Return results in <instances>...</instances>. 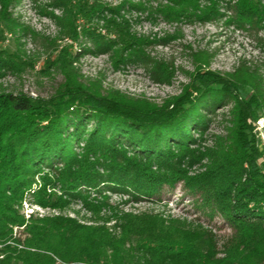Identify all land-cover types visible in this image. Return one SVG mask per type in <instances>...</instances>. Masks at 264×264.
I'll return each mask as SVG.
<instances>
[{"label": "trees", "instance_id": "1", "mask_svg": "<svg viewBox=\"0 0 264 264\" xmlns=\"http://www.w3.org/2000/svg\"><path fill=\"white\" fill-rule=\"evenodd\" d=\"M46 1L40 9L57 33L44 38L50 49L44 69L63 79L47 98L0 90V264H264V143L255 131L264 121V83L258 69L211 70L210 54L197 50L181 92L155 104L105 89L79 68L86 55H107L114 69L137 65L153 82L169 84L173 62L148 48L180 33L138 34L125 12L169 24L225 17L238 28H264V0H225L224 12L220 0H157L154 6ZM18 3L0 0V36L36 35L13 16ZM17 59L0 50V77L18 70ZM229 104L225 135L203 145L210 116ZM179 182L207 216L218 214L230 227L221 249L199 223L109 202L108 192L137 201ZM26 201L56 214L26 217ZM74 204L89 217L67 215Z\"/></svg>", "mask_w": 264, "mask_h": 264}, {"label": "rangeland", "instance_id": "2", "mask_svg": "<svg viewBox=\"0 0 264 264\" xmlns=\"http://www.w3.org/2000/svg\"><path fill=\"white\" fill-rule=\"evenodd\" d=\"M102 1L115 5L121 0ZM156 1L143 0L144 3L148 2L153 6ZM220 1V11L224 12L225 0ZM46 3V0H19V3L12 8L13 16L36 35L28 33L17 36L3 31L0 36V50L18 54L17 62L20 65L18 70H9L0 77V90L14 93L21 91L31 96L47 98L54 93L62 81L60 73L51 69L50 74H47L44 69V62L50 56L49 45L44 38L53 37L57 33L55 23L43 15L40 9L41 6L45 8ZM126 8L124 11L127 10ZM125 15L131 20L132 29L138 34L158 38L167 33L172 34L176 31L180 33L176 40L148 48L151 56L173 62L176 71L171 83H155L142 67L133 64L120 67L118 70L114 69L107 55H86L80 59L79 68L85 79L98 80L105 89H119L131 96L147 98L155 104H161L165 99L179 94L182 85L188 82L185 72L193 70L191 53L205 50L210 54L209 68L211 70L229 73L240 64H244L248 67H256L264 83V28L248 26L238 28L225 24V17L208 23L169 24L160 17L153 20L146 14H139L134 10L125 12ZM27 61L33 62L32 68L24 64ZM229 107L230 104L219 108L213 116H210L203 145H210L215 136L225 135L226 127L230 125ZM256 125L255 131L264 143V121L259 119ZM108 196L111 204H119V208L124 211L162 213L164 216L185 218L187 221L199 223L211 230L218 249H221L222 242L231 235V229L227 223L218 214L212 217L207 216L206 209L196 206L195 201L199 198L186 193L180 182L176 183L173 189L162 186L158 194L151 198H139L137 201L132 200L129 195L117 192H108ZM124 201L127 202L124 203ZM74 211H79V219L89 217L88 213L81 210L79 204L72 205L65 213L74 217ZM31 212L39 216L56 214L54 211L33 206L28 201L23 202L25 216L27 217Z\"/></svg>", "mask_w": 264, "mask_h": 264}, {"label": "built area", "instance_id": "3", "mask_svg": "<svg viewBox=\"0 0 264 264\" xmlns=\"http://www.w3.org/2000/svg\"><path fill=\"white\" fill-rule=\"evenodd\" d=\"M15 234L19 235V232H18V229L17 228H14V235ZM18 248H22V246L21 245H18Z\"/></svg>", "mask_w": 264, "mask_h": 264}]
</instances>
